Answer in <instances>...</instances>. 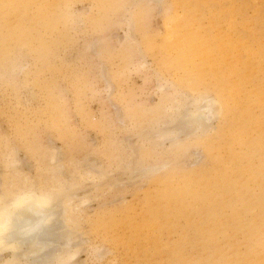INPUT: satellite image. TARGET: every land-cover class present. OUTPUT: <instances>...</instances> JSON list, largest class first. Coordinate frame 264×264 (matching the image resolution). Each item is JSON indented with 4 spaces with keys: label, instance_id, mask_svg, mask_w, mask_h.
I'll use <instances>...</instances> for the list:
<instances>
[{
    "label": "rangeland",
    "instance_id": "rangeland-1",
    "mask_svg": "<svg viewBox=\"0 0 264 264\" xmlns=\"http://www.w3.org/2000/svg\"><path fill=\"white\" fill-rule=\"evenodd\" d=\"M1 1L0 194L75 193V264H264V0Z\"/></svg>",
    "mask_w": 264,
    "mask_h": 264
},
{
    "label": "bare ground",
    "instance_id": "bare-ground-1",
    "mask_svg": "<svg viewBox=\"0 0 264 264\" xmlns=\"http://www.w3.org/2000/svg\"><path fill=\"white\" fill-rule=\"evenodd\" d=\"M0 3H3V2L1 1ZM2 8H3V6H0V10ZM194 12H195V10H194ZM44 18H46V17H44ZM191 20H193V18H191ZM191 20L186 19V20H184V23L190 24ZM193 34H195V33L193 31H190V32H188V35L184 37V39H177V42H179L178 44H180V42H181V45L191 48L190 52H186V53H184V55H200V56H203V55L209 54L210 61L212 60L211 59L212 57L215 59L216 54L208 53V51H206L204 48L196 49V47L194 45L195 42H194V35ZM250 40H251V38H250ZM256 61H258V60H256ZM211 67L212 66H210V68ZM212 70L213 69H211V71ZM103 76H104V74H103ZM221 82H222V78L221 79L215 78L214 89H215L216 95L218 97L221 95V91H220L221 84H222ZM240 82H241V79H240ZM235 87H237V84L233 83L232 88H235ZM210 99H212V98H210ZM205 100L202 99L203 102ZM214 100L218 104V111H220V106H221L220 101L216 98ZM212 101H213V99H212ZM203 104H205V102ZM183 107H185V106H183ZM185 109H187V110H185ZM218 111H217V109H211V104L208 102H207V104L198 106L194 110H190V111L188 110V108L185 107L184 110H182L181 112H179L176 115V117L169 120V123L171 124L170 127L168 129H166L163 133H160V136H166L167 138L169 137L170 140H172L171 138L175 137V134L178 133L179 130L184 129V128L186 129L187 126L191 127L192 124L194 126H192L190 128V130H189V128L187 129V130H189L187 132L188 134H190L192 131L193 132L198 131V133H199V131H201L202 134H204L203 131H205L206 128L208 127L209 121L212 120L213 117L218 115V113H219ZM187 130H185V131H187ZM187 133H185V134H187ZM201 137L199 138V140H201ZM13 158L14 157H12V159ZM52 158H53V156H52ZM17 161L15 163H18ZM56 162H59V161H56ZM61 169H62V166L60 167V164L58 166V163H57V167H56V169H54V173L56 172V174H57V172L61 171ZM138 170L140 172V175H142V174L144 175L146 173L149 174L150 172L151 173L155 172L154 169L148 168L147 166L140 167ZM186 174H187L186 178L192 179V178H196V177L200 176L201 173L199 171L195 170L192 172H188ZM24 181H26L25 178H24ZM55 183H54V189H52V190L51 189H32V188H29L37 194L40 192H51L52 201H51V206L47 210V213H46V222L44 224H42L39 227V229H37L32 235H29L26 238L18 237L19 244H18L17 250H15V251L0 250V257H1L2 253H9V256L6 259H4L1 264H75V261L73 258H75L74 256H75V254H77V252L75 250H71V251L68 250V253L66 252L67 254L65 256H63V254H65V253H63L61 255V251L63 248H62V245H60L59 243H60L61 238L63 241L64 237H62V236H67V235H64L63 232L61 231V226L62 225L65 226L68 224H63L62 222L66 221V220L70 221V219H71V213L70 212H71V210L72 211L76 210L78 207V204L77 203L76 204L71 203V201L73 199L70 200V198L75 193L72 196L68 194L70 196V198L66 193L65 194L63 193L66 191H65L64 183L61 180H59L57 178ZM113 183H115V182H113ZM75 186H76L75 183L68 185V189L72 190ZM71 190H69V191H71ZM183 192H184V190L182 189L178 193L182 194ZM17 193L18 192H16V191H9V190L7 191L6 190V192H4L3 194H0V208L5 207L8 203H10L11 199ZM168 199H173V198L169 196ZM63 214L65 215V217L62 216ZM34 220H35V217L32 215V213H30L27 210H20L15 215V222L17 225L31 224L34 222ZM68 228L71 229L70 227H68ZM64 233L67 234L69 232L66 229V232H64ZM70 239H68L67 241L65 240V245H67L68 248L69 247L71 248L74 246V244L71 242ZM74 242H76V241H74ZM62 243H64V242H61V244ZM76 244H77V242H76Z\"/></svg>",
    "mask_w": 264,
    "mask_h": 264
},
{
    "label": "clouds",
    "instance_id": "clouds-1",
    "mask_svg": "<svg viewBox=\"0 0 264 264\" xmlns=\"http://www.w3.org/2000/svg\"><path fill=\"white\" fill-rule=\"evenodd\" d=\"M51 192L35 193L31 189L14 195L10 203L0 208V250L15 251L18 237L32 235L46 222V213L51 206ZM20 210H27L35 217L31 224L17 225L15 215Z\"/></svg>",
    "mask_w": 264,
    "mask_h": 264
}]
</instances>
